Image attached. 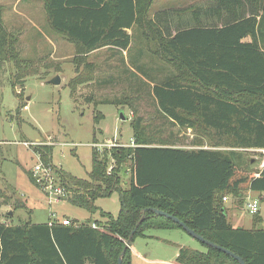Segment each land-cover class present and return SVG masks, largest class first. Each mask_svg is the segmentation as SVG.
I'll return each mask as SVG.
<instances>
[{"label": "trees", "instance_id": "1", "mask_svg": "<svg viewBox=\"0 0 264 264\" xmlns=\"http://www.w3.org/2000/svg\"><path fill=\"white\" fill-rule=\"evenodd\" d=\"M153 1H43L49 28L74 47L71 94L94 81V66L87 62L91 53L104 48L127 53L137 38L141 47L128 66L149 81L140 62L144 56L164 66L166 75L151 86V95L156 118L169 132L164 138L160 128L150 130L139 117L130 124L135 147L105 149L101 155L92 149L87 179L56 169L65 200L91 215L99 212L104 225L92 228L91 218L69 226L0 222V264H117L142 219L122 257L121 264H132L135 239L148 238L152 230L183 231L148 209L176 217L245 264H264V229L232 227L223 201H239L248 191L264 194V172L253 169L248 155L264 149V0H207L205 7L163 10L149 18ZM173 15L177 24L168 21ZM181 15H188L184 23ZM17 43L18 35L5 29L0 12V61L13 64L12 90L20 100L17 87L23 86L29 64ZM174 128L192 132V148L179 143ZM33 151L51 164L52 148ZM126 174L127 184L121 178ZM112 193L118 194L116 217L95 206ZM260 223L253 215V224ZM197 243L202 250L179 247L176 264H238Z\"/></svg>", "mask_w": 264, "mask_h": 264}, {"label": "rangeland", "instance_id": "2", "mask_svg": "<svg viewBox=\"0 0 264 264\" xmlns=\"http://www.w3.org/2000/svg\"><path fill=\"white\" fill-rule=\"evenodd\" d=\"M43 1L0 0L3 25L7 31L18 35L17 49L24 62L29 64L23 86L17 87L21 95L19 100L12 90L13 64L0 61V193L5 195V201L0 195V219L15 226L28 222L60 223L63 219L81 225L91 218L96 227H101L106 220L99 212L91 215L67 200L47 204L45 195L27 175V172L31 175L32 168L38 163L33 151L36 147H25L23 143H40L42 147L52 148L51 164L55 170L87 179L93 138L104 145L109 142L127 145L132 137L130 124L139 117L149 124L150 130L160 128V135L168 136L169 126L162 125L156 118L151 95V86L161 81L166 71L161 63L147 55L140 62L145 63L146 73L152 77L150 81L128 66L130 58L134 59L141 47L134 38L130 51L125 54L106 48L91 53L87 62L94 66V81L79 86L72 95L68 83L75 77L71 62L74 47L49 28ZM189 1L154 0L148 16L152 18L161 7ZM57 76L60 83L51 84ZM109 76L113 80L107 79ZM172 132L182 146L192 148L189 145L193 139L190 130L177 132L174 128ZM248 155L254 160L253 169L257 170L260 155L251 151ZM121 178L127 184V174ZM226 199L228 202L224 207L232 227L264 229V194L260 196L248 191L239 201ZM253 199L259 200L258 214L262 218L257 225L253 224V215L247 211V205ZM16 205L20 207L16 208ZM95 206L116 217L118 194L98 199ZM146 234L148 238H137L131 245L132 264H176L179 247L202 250L197 241L181 230H152Z\"/></svg>", "mask_w": 264, "mask_h": 264}, {"label": "built area", "instance_id": "3", "mask_svg": "<svg viewBox=\"0 0 264 264\" xmlns=\"http://www.w3.org/2000/svg\"><path fill=\"white\" fill-rule=\"evenodd\" d=\"M40 143H23V146L25 147H33L36 148L40 146ZM112 147H135L134 142L132 139H130L129 144H116L109 142L107 145H104V143H94L92 145V149H94L98 154H102L105 149L112 148ZM251 152H255L257 155H260V162L257 166L258 173L264 172V149L259 150H253ZM35 153V152H34ZM35 155L38 157V163L35 164V166L32 168L31 171V177L34 181V184L36 187L40 189V191L45 195L47 204H57L58 202L65 200L67 197L66 192L64 191V188H62L59 185V180L57 178L56 170L52 167V164H44L41 159L39 153H35ZM112 166H109L108 172L111 170ZM223 201H227L226 198L223 199ZM247 211L251 215L258 214L259 211V200L253 199L251 203L247 205ZM54 217V215H51ZM53 223V222H51ZM48 223V224H51ZM56 223V222H55ZM63 226H69L71 225V222L68 219H63L60 222ZM92 228H96L95 225H92Z\"/></svg>", "mask_w": 264, "mask_h": 264}, {"label": "water", "instance_id": "4", "mask_svg": "<svg viewBox=\"0 0 264 264\" xmlns=\"http://www.w3.org/2000/svg\"><path fill=\"white\" fill-rule=\"evenodd\" d=\"M50 83L53 84V85H58V84L60 83V78L57 76V77L53 78V79L50 81ZM120 118H121L122 120H124V117H123L122 115H120ZM148 211L154 213L156 216L164 217V218H166V219L172 221L174 224H177L178 226H180V227L183 229V231H184L187 235H189V236H190L191 238H193L194 240H196V241H198V242H200V243H202V244H204V245L209 246L210 248H213V249H215V250H218V251H220V252H222V253H224V254L230 256V257L233 258L238 264H245V263L243 262V260H242L239 256L235 255L234 253H232L231 251H229V250H227V249H225V248L220 247L219 245H216V244H214V243H211V242L205 240L204 238H202L201 236H199L198 234H196L195 232H193L192 230H190L188 227H186V225H185L184 223L180 222V220H178L176 217L170 216V215H168V214H166V213H164V212H162V211H160V210H156V209H148ZM141 221H142V219L137 223V225L135 226V228H134V229L132 230V232L130 233L129 238H128V240H127L126 243H125V249L123 250V252H122L121 255L119 256V258H118V260H117V264H121V262H122V257H123V255H124V253H125V250H126V248H129V246H130V244H131V240H132V238H133V235H134V233H135V231H136L138 225L141 223Z\"/></svg>", "mask_w": 264, "mask_h": 264}, {"label": "crops", "instance_id": "5", "mask_svg": "<svg viewBox=\"0 0 264 264\" xmlns=\"http://www.w3.org/2000/svg\"><path fill=\"white\" fill-rule=\"evenodd\" d=\"M206 1L207 0H190L188 3L185 2V4H183V3H177V5H167L166 7H161L156 12H160V11H163V10H180V9H185V8H188V7H191V6L205 7L207 5ZM187 17H188V15L187 16L186 15H181V22L184 23V20ZM168 21H173L174 24H177V22L179 21V19H178V17L176 15H173V16H169ZM122 53L125 54L126 52H122ZM226 202H228V200L225 201L224 203H226ZM0 222L1 223H4V224L9 223L8 221L6 222L5 220H2V219H0ZM261 222H262V218H261ZM7 225H9V224H7ZM166 231H171V230H166Z\"/></svg>", "mask_w": 264, "mask_h": 264}]
</instances>
